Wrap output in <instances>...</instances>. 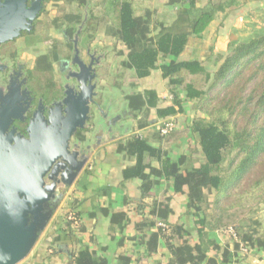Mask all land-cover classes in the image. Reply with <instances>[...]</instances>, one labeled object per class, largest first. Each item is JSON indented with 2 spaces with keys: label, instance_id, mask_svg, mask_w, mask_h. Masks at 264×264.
I'll list each match as a JSON object with an SVG mask.
<instances>
[{
  "label": "trees",
  "instance_id": "16d2710c",
  "mask_svg": "<svg viewBox=\"0 0 264 264\" xmlns=\"http://www.w3.org/2000/svg\"><path fill=\"white\" fill-rule=\"evenodd\" d=\"M68 1L78 5L87 3V0ZM105 1V13L114 14L108 33L117 37L127 49L123 65L132 69L137 79H144L152 70L160 69L172 96V104L162 108L154 90L127 95L133 115L143 114L138 127L148 126V116L153 108L161 118L183 111L180 92L185 93L188 101L199 102L200 108L210 115L209 120L194 119L190 126L198 144L197 148L190 147L191 166H185L187 156L173 161L139 136H131L121 147L129 156L137 158L135 166L124 170L125 179L140 178L142 194L146 195L160 178H167L176 193L187 195L186 215L195 219L197 240L184 224L169 221L170 199L154 201L151 216L144 217L136 225L138 230L157 226L149 237V250H156L159 240L164 239L171 253L169 264H203L209 250L216 248L209 233L231 226L237 238L230 236L233 250L229 245L222 249L225 261H232L242 248L264 253V232L259 229L261 221L252 216L246 218V211H234L238 202L253 198L264 190V33L232 43L224 61L212 73L199 59L179 58L191 36L201 34L219 12H231L238 0H221L219 3L207 0L204 6L198 5L199 0H166L165 5L176 7L170 23L155 19L151 9L139 14L135 0ZM167 58L171 60L165 62ZM160 60L163 63L159 64ZM252 81L253 87L247 92ZM220 83L228 94L212 106L209 90ZM77 137L85 139L86 136L78 131ZM145 153L157 157L162 166L155 168L144 164ZM212 193L214 198L210 199ZM231 195L235 198L229 202ZM125 218V213H113L111 221L121 223ZM159 221L165 226H159ZM65 225L70 226V222L66 221ZM118 260L121 264H130V258L124 254H120ZM74 263L108 264L106 258L96 256L88 248L77 253Z\"/></svg>",
  "mask_w": 264,
  "mask_h": 264
},
{
  "label": "crops",
  "instance_id": "0c3cea01",
  "mask_svg": "<svg viewBox=\"0 0 264 264\" xmlns=\"http://www.w3.org/2000/svg\"><path fill=\"white\" fill-rule=\"evenodd\" d=\"M165 1L159 2L163 5L159 9L160 13L167 12L170 8L176 9L165 5ZM215 23L212 21L201 34L191 36L179 59H199L210 70L207 59H211L212 55H200V50L203 44L208 43L207 33ZM170 60L171 58H167L165 62ZM161 63L162 60L159 61V64ZM157 72L160 73L163 84L155 81ZM144 80L149 81L150 85L142 86L141 81ZM147 89L156 91L160 107L172 104V96L160 69L152 70L150 76L144 79H138L134 92H144ZM180 94L184 105L185 93ZM124 104L126 108L123 115L120 116L121 113L116 112L119 118L111 129H107L106 135L98 136L99 132L87 133L88 144L95 145L86 166L67 188L64 201L60 202L30 254L18 264H75V256L85 248L90 249L98 257L106 258L108 264H121L118 260L120 254L129 257L130 264H169L171 253L164 239L159 240L156 250L150 251L148 248L149 237L156 231L157 226H145L141 230L136 227L144 217L151 216L154 201L166 199H170L172 209L169 221L173 224H184L193 232L194 240H197L195 219L186 215L187 195L176 193L165 177L159 179L149 194L143 195L140 178H124V170L135 166L137 158L129 156L121 149L131 136H139L173 161L179 160L181 156H187L185 166H191L190 157L193 154L190 147H198L191 130L189 136H182L178 131L174 135L161 136L159 132L165 121H175L174 118L182 115L184 109L176 115L161 118L153 108L148 116V126L141 129L138 127V122L142 118L140 113L136 117L133 115L126 98ZM175 108L178 109L177 106ZM143 162L155 168L162 166L161 161L149 153L144 154ZM120 212L125 213V220L121 223L112 222V214ZM66 221L70 222V226L65 225ZM209 238L215 241L216 248L209 250L203 264H264V253L256 249L241 252L232 261H225L222 249L229 245L233 250L234 244L223 229L211 231Z\"/></svg>",
  "mask_w": 264,
  "mask_h": 264
},
{
  "label": "water",
  "instance_id": "95a60500",
  "mask_svg": "<svg viewBox=\"0 0 264 264\" xmlns=\"http://www.w3.org/2000/svg\"><path fill=\"white\" fill-rule=\"evenodd\" d=\"M40 8V2L26 8L25 0H0V43L30 31ZM72 78L77 89L65 84L64 98L48 116L34 112L27 137L11 128L27 106L0 88V264H18L30 254L91 156L95 144L72 139L91 120L97 82L94 74L82 79L81 70Z\"/></svg>",
  "mask_w": 264,
  "mask_h": 264
},
{
  "label": "rangeland",
  "instance_id": "374dc122",
  "mask_svg": "<svg viewBox=\"0 0 264 264\" xmlns=\"http://www.w3.org/2000/svg\"><path fill=\"white\" fill-rule=\"evenodd\" d=\"M221 0H213L214 3H219ZM88 15L86 23H88V34L94 40L93 47L97 48L99 52L105 53L104 64L100 68L101 84L99 87L100 94L97 101L101 102V108L106 109L109 114L108 117L100 115V110L93 108L91 111V120L88 122V132L94 133L96 130L111 129V118L117 115L116 112H123L126 108L124 100L127 95L136 90V82L138 81L134 71L126 68L123 62L127 59V49L125 45L115 36L109 35L108 27L113 25L114 14L107 15V3L105 0H87ZM207 0H199V4L206 5ZM134 5L139 14H144L147 9L154 11L153 17L159 21L170 23L176 14L175 8H170L167 12H159L163 7L161 3L155 0H135ZM82 7L78 6L76 2H69L68 0H49L46 4L45 12L41 15L37 23L35 32V39L37 40V48L32 51H25L24 41L21 39L18 42H10L6 45V50L22 51V59H29L32 65L36 52L46 53L50 50V45L55 42L62 46L63 40L61 33L56 32L55 28L63 27L66 23L67 16L74 13H79ZM231 12H219L215 18V25L207 33V42L203 44L200 50V55H212L211 59H207L208 66L212 73L216 72L221 63L224 61L229 46L234 42H242L248 38L264 33V0H238L236 7H232ZM229 9L227 11H230ZM33 38V37H32ZM215 38V40H213ZM29 39V37H28ZM31 39V37H30ZM213 41V44H212ZM25 52V53H23ZM61 53L63 51H60ZM155 81L162 80L157 72ZM30 76L34 78L31 85L39 92H45L44 82L51 77L58 79V71L46 74L36 70H32ZM142 86H149L150 82L147 80L141 81ZM252 81L247 89V92L253 87ZM135 84V86H134ZM228 90L224 88L222 83L209 90V95L212 97L211 105H215L221 98L227 96ZM112 102V107H107V103ZM124 104V105H123ZM114 106V107H113ZM184 112L181 113L175 122V130L172 135L178 131L182 136L190 135V126L194 119L205 118L210 119V115L200 108V103L195 101L185 100L183 105ZM143 117V114H140ZM193 135V134H192ZM75 137V136H74ZM196 139V138H195ZM77 139H73L76 142ZM197 142V141H196ZM187 144L188 141L186 142ZM186 144V145H187ZM193 144V143H192ZM66 192L63 200L65 199ZM214 198V193L210 195V199ZM235 195H231L229 202L234 200ZM66 203V202H65ZM234 211H246V218H258L261 221L260 232H264V190L261 194L247 200H241L236 204ZM65 223V222H64ZM225 230V229H223ZM229 235V234H228ZM243 252V251H242Z\"/></svg>",
  "mask_w": 264,
  "mask_h": 264
},
{
  "label": "flooded vegetation",
  "instance_id": "af4514ba",
  "mask_svg": "<svg viewBox=\"0 0 264 264\" xmlns=\"http://www.w3.org/2000/svg\"><path fill=\"white\" fill-rule=\"evenodd\" d=\"M3 1L5 0H2V2ZM25 1L26 8H30L36 2H40L41 8L34 18L32 29L30 31L21 30L19 36L0 43V88L2 89L3 95L11 93L19 99L20 104L27 106L24 118L14 119L11 125V128L15 127L18 132L27 137V128L34 112L41 109V111L48 116L49 111L55 108V104L64 98L65 84H68L70 87L75 86L77 89L78 83L75 78H72L77 71L81 70V78L84 80L87 79L90 74L95 75L93 82H97L96 90L98 91L99 96L100 91L98 89L101 84V74L99 70L104 64L105 53L99 52L97 48L93 47L94 40L88 34V23H86V20L89 11L87 10V2L84 5H78L82 7V10L79 13H74L70 16L66 15L67 17L73 18L72 20L66 19V23L63 27L55 28L56 32L61 33L62 35V46L52 42L48 52H36L31 65L29 59H22V51H32L37 48L38 42L34 38L37 23L40 20L41 15L45 12L46 4L49 0ZM21 39H26L22 51H18L17 49H5L8 43L18 42ZM60 51L63 52L61 53ZM55 56L56 59L54 58ZM90 65H92V68L88 69ZM33 69L46 74L58 71V79L55 77L48 78L43 83L45 92H39L31 85L34 78L30 76V73ZM97 97L95 98L93 108L98 107V110L101 112L100 115L108 117L109 112L106 109L101 108V102L97 101ZM112 105V102L107 103V107L109 106V108L112 107ZM122 115L123 112H121L120 116ZM118 118L119 116H116L110 120L114 123ZM78 131H81L82 135L85 134V139H79L77 134L73 139L85 142L88 138V125L85 129ZM106 133L107 132H105L104 129H101L98 136L100 134L106 135ZM96 141H98V139H96ZM83 146H85V144Z\"/></svg>",
  "mask_w": 264,
  "mask_h": 264
},
{
  "label": "built area",
  "instance_id": "2783aa9c",
  "mask_svg": "<svg viewBox=\"0 0 264 264\" xmlns=\"http://www.w3.org/2000/svg\"><path fill=\"white\" fill-rule=\"evenodd\" d=\"M175 129V122L173 120L165 121L159 128V132L161 136H168ZM159 226H165L164 223L160 222ZM225 232L232 236L233 238H237L236 232L233 227H228L225 229ZM243 252H247V248H242Z\"/></svg>",
  "mask_w": 264,
  "mask_h": 264
}]
</instances>
